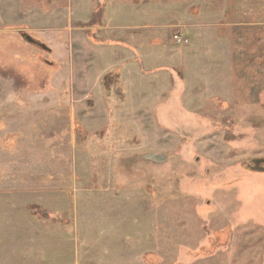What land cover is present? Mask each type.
<instances>
[{"label": "rangeland", "instance_id": "obj_1", "mask_svg": "<svg viewBox=\"0 0 264 264\" xmlns=\"http://www.w3.org/2000/svg\"><path fill=\"white\" fill-rule=\"evenodd\" d=\"M0 244L264 264V0H0Z\"/></svg>", "mask_w": 264, "mask_h": 264}, {"label": "crops", "instance_id": "obj_2", "mask_svg": "<svg viewBox=\"0 0 264 264\" xmlns=\"http://www.w3.org/2000/svg\"><path fill=\"white\" fill-rule=\"evenodd\" d=\"M5 244H3L4 246ZM2 251V245L0 244V264H11V256L7 253V256L9 257L6 259V253H1Z\"/></svg>", "mask_w": 264, "mask_h": 264}]
</instances>
